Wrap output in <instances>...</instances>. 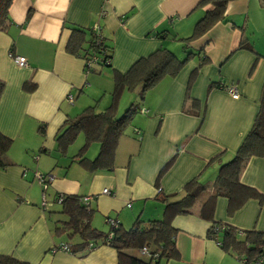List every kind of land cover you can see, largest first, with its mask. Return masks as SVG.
<instances>
[{
  "label": "crops",
  "instance_id": "0c3cea01",
  "mask_svg": "<svg viewBox=\"0 0 264 264\" xmlns=\"http://www.w3.org/2000/svg\"><path fill=\"white\" fill-rule=\"evenodd\" d=\"M198 2L11 1V21L7 29L0 31V80L4 82L0 132L12 139L5 155L9 165L0 168V255L27 264H117L115 249L106 244L77 254L53 249L77 238L75 235L69 240L56 230V221L64 218L58 212L56 194L89 197L91 224L107 231L106 217L117 219L124 228L137 218H161L165 204L162 198L178 199L183 186L196 179L207 187L206 193L191 212L172 219L177 253L161 263L243 264L233 252L225 251L210 238L208 230L215 220L264 233V154L250 156L240 175L241 183L263 195L262 203L249 198L228 214L227 198L217 196L211 220L202 217L200 209L212 192L220 163L239 149L260 109L264 84L261 0L229 1L224 20L188 43L195 52L202 49L209 60L199 67V59L194 57L176 76L162 77L145 92L140 107L147 111L136 113L119 137L111 169L87 171L71 161L83 144L81 132L65 153L55 151V138L65 119L85 107V98L99 91L104 95L108 92L104 107L109 103L113 84L107 85V74L112 69L126 71L138 58L160 46L183 55L179 39L191 35L197 20L212 7L198 6ZM73 26L99 27L112 50L109 66L97 62L87 66L84 56L89 42L76 54L66 49ZM241 40L247 48H239ZM10 51L23 55L27 66L16 65L9 57ZM196 67L198 71L188 86ZM26 81L35 87L24 89ZM212 81H221L225 87H209ZM232 85L238 93L236 98L227 90ZM69 94L72 101L67 100ZM93 144L85 151L87 157H94L98 151ZM37 173L51 175L45 190L49 201L46 207L42 205ZM157 186L161 187L159 193ZM105 187L111 194L102 192ZM218 236L221 239L222 233ZM128 252L140 256L138 249Z\"/></svg>",
  "mask_w": 264,
  "mask_h": 264
},
{
  "label": "trees",
  "instance_id": "16d2710c",
  "mask_svg": "<svg viewBox=\"0 0 264 264\" xmlns=\"http://www.w3.org/2000/svg\"><path fill=\"white\" fill-rule=\"evenodd\" d=\"M12 0H0V31H4L11 21L8 9ZM231 0H199L198 6L211 4L201 18L194 25L191 35L180 38L182 42L183 55H178L171 49L160 46L147 56H143L134 61L126 71L111 70L113 86L110 91L109 103L101 110H96L95 105L84 107L78 114L65 119L62 130L55 138V151L60 154L65 153L66 148L74 142L81 132L84 137L83 144L78 151L71 156V161L78 163L87 171L98 169L109 170L114 165L115 149L119 137L124 133L131 123L137 111L147 109L140 107L133 101L121 112L118 113V104L124 91H130L139 87L140 100L144 98L145 92L153 87L159 79L169 75L176 76L188 60L198 57L199 67L209 59L204 55L203 50L193 51L188 43L199 36L219 20L225 18V8ZM264 4V0H261ZM85 42H89L88 54L84 56L85 62L90 57H95V62L99 65L111 64L112 50L110 45L104 42V37L96 33L92 27L82 28L73 26L66 45V49L76 54L83 47ZM247 48L245 40H241L239 48ZM93 50V52L90 50ZM90 53V55H89ZM86 66V64H85ZM196 67L190 77L188 86L191 84ZM225 87L221 81H212L209 87ZM4 82L0 80V94L3 90ZM35 84L26 81L23 88L32 90ZM43 126L39 128L42 131ZM98 143V151L92 158L85 155L86 149L91 143ZM12 144V139L0 132V168H4L9 163L5 155ZM41 151H46L44 148ZM264 154V84L260 97V109L254 120L253 126L247 134L244 142L236 153L227 161L220 163L213 182L212 192L202 203L200 214L202 217L210 219L214 198L225 196L227 198V213L231 214L239 209L249 198H256L260 203L263 195L255 188L240 182V175L250 156H262ZM167 162L160 170L158 177L168 168ZM157 177V179H158ZM207 187L196 179L189 180L182 189V194L178 199L165 202L163 213L159 219L143 220L137 218L129 228L122 227L119 222L114 228L113 234L107 238V231H103L91 224L90 218L92 209L86 208L81 196L76 194H56L61 198L58 212L64 216L56 221V230L63 233L70 240L76 235V240L70 241L68 246L72 254L87 252L89 245L107 244L116 251L117 264H162L170 258H174L177 251L174 241V229L171 226L172 219L179 214L191 212V208L206 193ZM161 192V187L157 186V193ZM176 194L169 195L172 197ZM55 197V200H56ZM211 220V219H210ZM222 233L219 239L218 234ZM210 238L225 251L233 252L237 259H245L244 264H253L260 255L264 246V233L255 229H240L224 221L213 220L208 230ZM147 246L151 254L149 257L134 256L128 252L131 249H139ZM0 264H27L9 255H0ZM264 264V263H262Z\"/></svg>",
  "mask_w": 264,
  "mask_h": 264
},
{
  "label": "built area",
  "instance_id": "2783aa9c",
  "mask_svg": "<svg viewBox=\"0 0 264 264\" xmlns=\"http://www.w3.org/2000/svg\"><path fill=\"white\" fill-rule=\"evenodd\" d=\"M92 29L96 33H99V27L98 26H94V27H92ZM9 57L18 66L26 67L28 64L26 58L23 55L16 54V53H13L12 51H10ZM94 59H95V57L92 56V57H90L89 60H86L87 66H89L91 63L95 62ZM227 90L230 93L231 97L236 98L238 96L237 90L235 89V87L233 85L229 86L227 88ZM67 100L72 101L71 94L67 95ZM143 111L144 110H141V112H143ZM36 178L38 179L39 184H41V186H42V191H41L42 205H43V207H46L49 204V201L46 198L45 190H46L48 183L51 180V175L37 173ZM102 192L106 193V194H111V191L106 187L102 189ZM88 199H89V197H82L81 198L82 202L86 205V208H89ZM60 200H61L60 197L59 198L56 197V202H60ZM127 205H130V203H128ZM105 220H106L107 224L111 227V229H109V231L107 232V238H110L113 234L112 227L114 228L115 226L118 225V220L111 218V217H106ZM95 246L96 245L90 243V245L88 247H89V249H92ZM53 249L54 250H62L65 252H71L67 243H59V244L55 245V247ZM138 251H139L140 255H143L145 257L151 256L147 246H142L141 248L138 249ZM240 261L244 264L245 259L244 258L240 259ZM262 263H264V246H263V250L260 253V255L253 262V264H262Z\"/></svg>",
  "mask_w": 264,
  "mask_h": 264
},
{
  "label": "rangeland",
  "instance_id": "374dc122",
  "mask_svg": "<svg viewBox=\"0 0 264 264\" xmlns=\"http://www.w3.org/2000/svg\"><path fill=\"white\" fill-rule=\"evenodd\" d=\"M174 46V45H173ZM110 84V86L113 84L112 81V76L111 74H107V85ZM108 88V87H107ZM139 87H136L133 90L130 91H124L120 98V102L118 104V113H121L127 106L128 104H130V102H132L131 100H133L134 103L141 105V100H140V95L138 93V89ZM92 96V98H85L86 100L84 101L83 106L86 107V105L88 106V104L90 105H95V109L96 110H101L102 108H104V102L109 97V93L107 92V95L102 94V92H96L95 95H90ZM87 97V96H86ZM136 113H139V111H137ZM79 137H82V133L80 134ZM77 142V138L75 139V141L73 142L76 143ZM93 145H97V142H94ZM55 204V203H54Z\"/></svg>",
  "mask_w": 264,
  "mask_h": 264
},
{
  "label": "clouds",
  "instance_id": "9594fccd",
  "mask_svg": "<svg viewBox=\"0 0 264 264\" xmlns=\"http://www.w3.org/2000/svg\"><path fill=\"white\" fill-rule=\"evenodd\" d=\"M82 198V197H81ZM89 208H90V205H89ZM71 253V252H70ZM141 256H143V255H141ZM143 257H145V256H143Z\"/></svg>",
  "mask_w": 264,
  "mask_h": 264
}]
</instances>
